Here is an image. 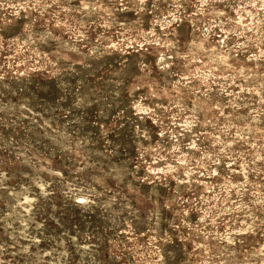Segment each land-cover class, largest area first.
Instances as JSON below:
<instances>
[{
  "label": "rangeland",
  "instance_id": "374dc122",
  "mask_svg": "<svg viewBox=\"0 0 264 264\" xmlns=\"http://www.w3.org/2000/svg\"><path fill=\"white\" fill-rule=\"evenodd\" d=\"M0 264H264V0H0Z\"/></svg>",
  "mask_w": 264,
  "mask_h": 264
}]
</instances>
